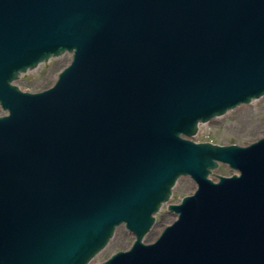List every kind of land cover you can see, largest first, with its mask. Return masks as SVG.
Returning <instances> with one entry per match:
<instances>
[{
    "label": "water",
    "instance_id": "95a60500",
    "mask_svg": "<svg viewBox=\"0 0 264 264\" xmlns=\"http://www.w3.org/2000/svg\"><path fill=\"white\" fill-rule=\"evenodd\" d=\"M263 95L264 0H0V264H88L119 226L99 264H264V136L191 139Z\"/></svg>",
    "mask_w": 264,
    "mask_h": 264
},
{
    "label": "rangeland",
    "instance_id": "374dc122",
    "mask_svg": "<svg viewBox=\"0 0 264 264\" xmlns=\"http://www.w3.org/2000/svg\"><path fill=\"white\" fill-rule=\"evenodd\" d=\"M70 60V54L65 53L56 58H51L38 65L35 69L20 75L16 84L24 91L36 92L49 87L55 80L57 73ZM0 110V114H1ZM264 136V95L248 104H242L227 111L219 117L198 125L197 132L191 137L197 142H212L217 144L247 145ZM233 173L227 166L218 165L213 170L212 178L216 175H230ZM195 183L188 177H180L175 183L169 202L177 203L184 195L193 192ZM175 216L167 211L166 204L155 215V224L146 234L144 241H154L161 230L174 220ZM134 236L123 226L114 231L107 245L97 253L88 264H99L118 250L127 249Z\"/></svg>",
    "mask_w": 264,
    "mask_h": 264
}]
</instances>
